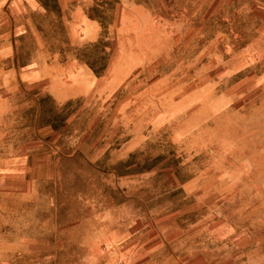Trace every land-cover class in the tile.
<instances>
[{
    "label": "rangeland",
    "instance_id": "374dc122",
    "mask_svg": "<svg viewBox=\"0 0 264 264\" xmlns=\"http://www.w3.org/2000/svg\"><path fill=\"white\" fill-rule=\"evenodd\" d=\"M10 2L2 57L26 23ZM46 2L27 19L62 41ZM89 10L106 38L71 54L80 97L0 63V264H264V0Z\"/></svg>",
    "mask_w": 264,
    "mask_h": 264
},
{
    "label": "crops",
    "instance_id": "0c3cea01",
    "mask_svg": "<svg viewBox=\"0 0 264 264\" xmlns=\"http://www.w3.org/2000/svg\"><path fill=\"white\" fill-rule=\"evenodd\" d=\"M15 13L20 17L25 15L26 23L21 27L20 33L14 35L12 48L6 57L0 55V63L9 62L13 71L9 77L13 83L19 85L44 84L48 93L58 103H65L78 98L82 93L90 91L94 84L92 70L81 67L78 58L73 55L81 47L94 45L106 38L100 20L90 17V0H54L58 6L59 22L62 28V41L55 40L53 27L49 31L38 28L30 23L29 12L40 13L46 17L51 16L52 11L46 7V0H10ZM42 26V25H40ZM30 29V34L27 31ZM32 38V47H26L25 59L21 62L18 54L19 40ZM72 79V84L68 83ZM88 83L87 90L82 85Z\"/></svg>",
    "mask_w": 264,
    "mask_h": 264
}]
</instances>
